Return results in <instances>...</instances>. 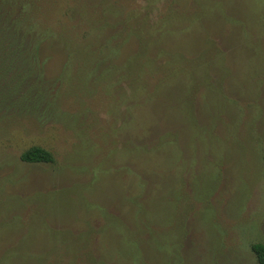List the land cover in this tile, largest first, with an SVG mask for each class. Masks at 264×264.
Wrapping results in <instances>:
<instances>
[{
    "label": "rangeland",
    "instance_id": "obj_1",
    "mask_svg": "<svg viewBox=\"0 0 264 264\" xmlns=\"http://www.w3.org/2000/svg\"><path fill=\"white\" fill-rule=\"evenodd\" d=\"M40 3L54 100L0 109V264H258L264 0Z\"/></svg>",
    "mask_w": 264,
    "mask_h": 264
},
{
    "label": "trees",
    "instance_id": "obj_2",
    "mask_svg": "<svg viewBox=\"0 0 264 264\" xmlns=\"http://www.w3.org/2000/svg\"><path fill=\"white\" fill-rule=\"evenodd\" d=\"M41 0H0V109L8 116L44 112L53 104L51 80L43 75L41 43L55 34L41 23ZM73 11V9H72ZM28 163L53 162L52 153L31 146L20 154ZM264 264V243L251 244Z\"/></svg>",
    "mask_w": 264,
    "mask_h": 264
}]
</instances>
